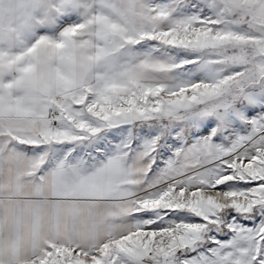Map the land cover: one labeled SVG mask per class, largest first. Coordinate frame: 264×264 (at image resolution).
<instances>
[{
  "label": "snow or ice",
  "instance_id": "6c2138e0",
  "mask_svg": "<svg viewBox=\"0 0 264 264\" xmlns=\"http://www.w3.org/2000/svg\"><path fill=\"white\" fill-rule=\"evenodd\" d=\"M0 264H264V0H0Z\"/></svg>",
  "mask_w": 264,
  "mask_h": 264
}]
</instances>
